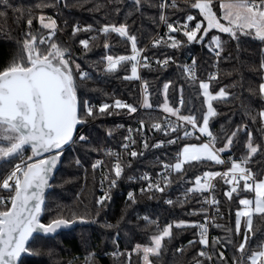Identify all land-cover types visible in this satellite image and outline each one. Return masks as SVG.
<instances>
[{
    "label": "trees",
    "instance_id": "trees-1",
    "mask_svg": "<svg viewBox=\"0 0 264 264\" xmlns=\"http://www.w3.org/2000/svg\"><path fill=\"white\" fill-rule=\"evenodd\" d=\"M219 1L213 2L218 16ZM161 2L162 0H144L137 10L132 0H65L61 4L58 0H8V7L0 5V11L7 12L6 18H0V26L3 28L0 31V70L7 66L16 52L15 41L21 39L23 33L27 31L28 13L31 12L35 17L43 14L54 19L59 26V32L53 39L70 50L75 62L79 63L83 70L93 73V76L78 88L77 96L81 106L85 101L88 104H112L115 100L129 99L136 103L137 94L133 92L131 84L133 79H124L125 76L131 75V63L118 67L115 73L109 74L104 72L106 61L101 62L106 55L113 57L132 55L131 43L113 33L108 41L111 47L105 49L104 37L98 30L105 24L117 26L127 24L129 33L137 38V48L143 50L161 28L160 15L163 13V9L159 7ZM177 3L178 9L167 8L168 22H184L188 14L202 19L198 16V10L188 7L185 0H177ZM43 4L50 6L37 7ZM17 8L22 9L24 13L19 20L16 19L17 14L14 12ZM116 8H119V12ZM79 24L84 28L90 26L92 31H80L73 36V27ZM32 31L45 35L48 32L41 28L38 19H33ZM91 36L99 38L95 42H90L93 43L91 50L85 51L79 41ZM173 36L178 40L186 41L182 33H175ZM213 36H218L222 42L223 51L219 58L208 47ZM163 41H168V37H164ZM146 57L156 61L171 57L174 61L167 67L156 64L144 68L143 77L150 89L151 106H164V85L170 83L167 90V104L176 106L182 95L183 112L197 117L198 121L207 108L203 102L204 97L201 94L202 90L199 89V82H208L215 65L218 66L216 73L218 79L211 81L210 91L215 93L224 88L230 96L227 102L213 101L218 115L210 120L209 128L217 136V148L223 147L225 136L230 135L237 126L247 125V132L252 133L254 146L261 145L264 149V132L261 131V124L259 121L252 122L247 114L248 110L253 115L264 110V99L249 91L250 88L257 89L259 84L264 82V72L258 70L259 65L264 61V42L248 36H241L237 42L226 33L211 30L204 43H186L178 49H173L162 42L157 47L149 46ZM190 57L195 60L197 76L200 78L196 83H192L182 72L184 63ZM107 87H110L112 92H109ZM181 89H183L182 93ZM111 111L113 114L98 115L95 119L89 118L87 123L94 121L96 123L85 129L83 135L87 137V141H78L74 150L64 154L61 168L46 199L43 223L47 224L52 219L62 217L76 219L75 227L52 237L35 236L29 247L31 252L36 254L24 256L23 264H86V258L90 255L93 257L90 264H142L141 256L133 250L137 245H149L150 237L157 233V226L163 229L177 221H198L197 215L192 213L197 205H193L190 201L180 203L184 199L168 204L163 196L144 192L135 198V203H132L125 195V182L114 188L111 200L106 201L103 207L96 203L100 168L93 169L92 165L105 145L120 147L127 134L125 130H117L115 122H109V130H106L107 124L101 119L115 117L119 113L118 109ZM142 118L152 123L161 120L162 115L153 112L151 115H143ZM247 140V133L239 132L230 151L221 155L239 160L247 153ZM199 141L201 140L186 139L174 146L170 161L175 164V155L184 145ZM25 151L31 152L30 149ZM16 159L0 163V179L12 168ZM152 159L151 154L137 157L138 169L132 173L148 171ZM77 160L79 164L76 163ZM247 166L257 179H264V151L258 152ZM185 168L187 171L183 174L174 173L171 183L167 186L171 190L168 193L176 189L188 190L194 186L197 176H202L204 172L220 171L222 166L204 161L199 164L194 163V166L185 165ZM226 189L227 185L223 180H219L217 196L224 214V225L215 232L217 238L222 241L231 235L226 229L235 227V213L242 207L239 205V199L251 195L241 192L239 197L234 194L233 199L229 201L224 195ZM81 217L86 222L81 223L79 220ZM145 217L150 218L152 223H147ZM108 224L113 227H106ZM243 227L244 224L242 230ZM253 227L256 235L252 246L255 248L256 244L264 242V220L254 217ZM198 232L197 228L181 230L173 228L174 238L165 239L166 247L162 250V255L158 259L150 256V260L153 264H196L197 260L209 264V260L197 256L202 245L198 243L189 245V241L199 239ZM233 238L238 242L242 237ZM220 251L224 252L225 261L219 260ZM114 253L123 255L114 256ZM129 253H131L130 262ZM209 254L215 264H232L234 256L239 255L232 245L211 247Z\"/></svg>",
    "mask_w": 264,
    "mask_h": 264
},
{
    "label": "snow or ice",
    "instance_id": "snow-or-ice-1",
    "mask_svg": "<svg viewBox=\"0 0 264 264\" xmlns=\"http://www.w3.org/2000/svg\"><path fill=\"white\" fill-rule=\"evenodd\" d=\"M144 0H132L133 6L139 10ZM185 4L191 9L198 10V19L196 15L188 14L184 22H168V18L163 13L160 20L164 22L168 28V41L159 38L154 41L153 47L160 46L162 42L173 49H178L188 43H204L205 37L212 29H217L221 33H226L231 39L239 42L241 36H248L253 39L264 42V0H221L219 5L221 14L213 10V0H185ZM0 5L8 7V0H0ZM50 5L43 4L37 7L43 8ZM99 7V6H97ZM161 9L172 8L178 9L177 0H162L159 5ZM119 12V8H116ZM17 14L16 19L19 20L23 16L22 9H14ZM7 12L0 11V18H6ZM33 19H38L42 29L48 30L47 34H40L32 31ZM226 21L222 23L221 21ZM194 22V24H193ZM27 31L23 33L21 39L15 41L17 50L13 54L11 60L3 70H0V163L8 162L17 157L21 158V162L15 164L12 170L0 179V193L7 192V195L0 194V264H23L22 256L28 254H36L31 252L29 240L34 233H42L45 235H54L58 230L66 228L76 223V219L55 218L45 224L41 221L45 205V189L49 187V180L52 177L53 170L63 155L65 145L76 143L74 132L77 125L85 124L89 118L95 119L98 115L113 114V109H127L129 114L137 112V108L133 105L126 104L120 100H115L112 104L104 103L98 109L83 102L81 106L78 100L77 91L80 85L90 79L89 74L84 71L79 63L75 62L72 53L67 47L57 43L53 38L57 33V23L50 17L47 18L41 14L35 17L28 13ZM3 28L0 26V31ZM80 31H92L91 27L80 28L74 26L72 30L73 36ZM98 32L104 37L103 47L109 49L108 43L111 35L114 33L119 38L131 43L132 55L113 57L106 55L101 62H105V73H115L118 67H122L131 63V75L125 76L124 79H140L138 75V67H150L148 58L143 57L141 62V50L137 48V38L131 35L127 24H105ZM172 33H182L186 37V41L178 40ZM98 36H91L88 39L79 41L85 51L91 50L93 43L97 41ZM41 45L44 47L42 48ZM209 50L214 52L216 57L221 56L223 51L222 42L218 36L211 37V43L208 45ZM174 62L171 57L163 61H157L161 67H167L169 63ZM261 72H264V61L259 65ZM182 72L192 82L196 83L197 77L195 73V60L191 65L184 66ZM218 79V75H211L208 82H199V89L204 97L206 104V112L202 114L198 121L197 117L192 115H181L179 108H173L167 104V90L170 83L164 85L165 104L164 112L170 116L176 117V122L165 121L164 126L155 123L152 125L158 131H163L165 135L177 133L175 138L169 139L168 144H175L181 139L180 132L184 138L194 136L195 132H199L201 136L208 138L207 142L200 144H186L177 154L176 163L163 167L169 172L183 174L187 170L186 164L194 166L204 161H212L217 165L229 163L230 167L223 172H204L202 176H197L194 180V186L187 190L185 200L187 201L190 194L204 193L215 189L216 185L212 182L215 179L223 180L224 184L230 185L229 189L224 193L229 201L233 199V195L240 196L241 192L253 193V198H240L239 205L235 213V227L228 228L226 232L230 233L223 241L215 238L211 242V247L216 248L232 245L238 256H234L232 264H264V242L252 246V241L256 235L253 227V218L259 217L264 220V179H257L252 170L247 167L252 158L260 151H264L261 145H255L252 133L247 132V125H240L230 135L225 136L223 147L216 148L217 136L209 128L210 120L218 115L214 108L213 101L227 102L230 93L224 89L218 92L210 91L211 81ZM144 101L143 107L151 108L148 102V84H143ZM249 91L254 95H259L264 99V82H261L257 89L250 88ZM183 89H181V93ZM184 100L181 95L179 104L183 106ZM252 122L261 124V131L264 132V110H260L257 114H251L248 110ZM186 125H190L192 131H189ZM144 122H140V129H143ZM138 129L137 131H139ZM131 129L129 132L131 133ZM247 133L248 140L246 142L247 153L241 157L239 161L230 158L229 161L221 159L220 154L230 151L232 145L239 132ZM111 135V132H109ZM130 143L134 144L135 140L131 135L125 137ZM200 139V136H196ZM79 141H87V137L80 135ZM161 141L153 147L163 146ZM129 145H124L128 149ZM147 148V141L144 142ZM26 149H30L31 154L23 158ZM112 156V153H108ZM137 151H131L130 156L136 158ZM79 164V160L76 161ZM101 161H97L92 165L93 169L101 165ZM130 166V164L128 165ZM111 172L114 177L106 176L109 182V192H105L96 203L103 207L107 200L111 199L110 189L115 187L117 181L121 178L124 171V165L118 154H116V162L113 164ZM143 179L148 180L147 191L163 192L171 183L167 175L162 177L155 183L147 175ZM163 183V186H161ZM145 191V189H141ZM128 198L135 203V197L132 193L128 194ZM173 204L172 200L166 201ZM205 204L216 207V215H219V201L213 196L211 200L205 199ZM201 211H204L201 209ZM198 214V213H193ZM145 221L152 223L150 218L145 217ZM242 219L244 227L242 230ZM81 223L86 222L82 217L79 218ZM209 226L222 227L215 223V217H209L205 213V220L200 222L177 221L175 224H168L163 229L157 226V233L150 237V243L147 246L137 245L133 250L141 256L142 264H153L150 256L157 259L162 255V250L166 247L164 241L167 238L171 240L173 236V228L177 230L187 228L199 229L198 240L189 241V245L199 244L203 247L197 253L198 257L211 260L212 256L207 249L209 248ZM112 228L113 225H106ZM242 237L238 242L233 237ZM183 251V249H177ZM114 256L123 255L122 253H114ZM131 253L128 254L130 262ZM92 255L86 258V264H90ZM220 261H225L223 251L218 253ZM196 264H203L202 260H197Z\"/></svg>",
    "mask_w": 264,
    "mask_h": 264
},
{
    "label": "built area",
    "instance_id": "built-area-1",
    "mask_svg": "<svg viewBox=\"0 0 264 264\" xmlns=\"http://www.w3.org/2000/svg\"><path fill=\"white\" fill-rule=\"evenodd\" d=\"M168 2L171 3V0H168ZM213 2H214V0H213ZM166 12H167V8L163 9L164 15H166ZM57 26H58V24H57ZM78 26L80 28H84V26L82 24H79ZM58 32H59V26L57 29V33ZM173 34H175V33H172V36H173ZM164 37H168V28H167L166 24L164 22H162L161 28L158 31V33L156 34V36L150 41V43L146 46L145 49L141 50V55H140L141 62H143V57L146 56L147 48L149 46H153V43L155 40H157L159 38H164ZM193 60L194 59H192L190 57L189 60L186 63H184V66L191 65ZM148 63L150 64V66H153V65L157 64V61L154 59H152V60L148 59ZM144 68L145 67H138V75H139L140 79H133L131 81L132 90L135 94H137V102L133 103L129 99L120 100L126 104H130V105L135 106L138 109L137 112L134 114H129L127 109H118L119 113H117V115L115 117H109V118L101 119V121H103L105 124H107L106 130H109V122H115L116 129L117 130H125L127 133L125 135V137H128L129 135H131L132 139L135 140V143L134 144L130 143L124 137L120 147L115 148L113 145L107 144L101 149L100 154L95 159V163L97 161L102 162L101 165L99 166L100 175H99L98 199L100 197L104 196L105 192H109V182H108V180L105 179V177L106 176L114 177V172H111L110 170H111L113 164L116 162V154H118L120 159H121L122 164L124 165V171L122 173L121 178L117 181V184L115 187L121 186V184L123 182H125L126 183L125 195L127 196V198H128L129 193H132L134 195V197L136 198L140 193L153 192V193H156V194L163 196L166 199V201L172 200L173 202H175V201L181 200V199L185 200L187 190L184 191V190L176 189V190H172V193H168V191L170 192L171 190H169L166 187L163 192L155 191V190L147 191V186H148L149 181L143 179V177L147 175L148 177L151 178V181L153 183H155L158 180H162V177L165 175H167L169 177V179L171 180V178L175 172L174 171L169 172L168 170H166L163 167V165L174 164L170 161V156L172 155V148L176 145L181 144V142L183 140H186V139L201 140L204 142H207V140H208V138L206 136H201V134L198 131L195 132L194 136L184 138L183 134H182V130H181V132L179 133L181 136V139H179L177 141V143H175V144H168L167 141L169 139L175 138L177 136V133H170L169 135H165V133L163 131H158L152 127V125L155 123H159L163 127L164 122L166 120L169 122H176V117L170 116L168 113L164 112L163 107H160V106H154V107L151 106V108H145L142 106L143 101H144V89H143V84L145 82L144 77H143ZM84 71H86L90 77L93 76V73L91 71L86 70V69ZM217 71H218V66L215 65L214 72H212L210 74V76L216 75ZM195 73H196L197 81H200V78L197 76L196 64H195ZM107 88H108L109 92H112L110 87H107ZM148 94H149L148 95V102H149L150 98H151L149 86H148ZM90 105L94 106V108L97 109L102 104L90 103ZM168 106H170V105H168ZM170 107H172V106H170ZM173 108H179L180 114L187 116V114H185L183 112V106H181L179 104V102ZM153 112L160 113L162 115L161 120L149 123L147 120L142 118L143 115H145V114L151 115ZM141 121L144 122L143 129H140V122ZM93 123H96V122L94 121L91 123L80 124L76 130V133L74 135V139H76L78 142L79 141L78 137L80 135H83L85 129L87 127H89L90 125H92ZM186 127L188 128L189 131H192V128L190 125H186ZM129 129L132 130L131 133L129 132ZM138 129H140V130L137 131ZM196 136H200V139H196ZM145 141H147V144H148L147 148L144 147ZM161 141H164L163 146L153 147V145H155ZM77 142L66 145L64 147V150H63V155L69 150H74ZM126 143L129 145L128 149L124 148V145ZM215 147L217 148V142L215 144ZM133 150L137 151L138 153H143V155L151 154L153 156V159L150 162L148 171H145L142 173H132L133 171L138 169L136 158L139 156H142V155H138L136 158H132L130 156V152ZM108 153H112L113 155L109 156ZM30 154H31V152L25 151L23 154V158L26 159V157ZM176 157H177V155H175V159H176ZM230 158H233V157H224L221 155V159L225 160L226 162L229 161ZM233 159H235V158H233ZM235 160H237V159H235ZM237 161H239V160H237ZM20 162H21V158L17 157L12 168L15 166V164L20 163ZM129 164H130V166H128ZM221 166H222V168L219 172L226 171L230 167V164L225 163ZM12 168L5 174V176L12 170ZM219 180L220 179H215L212 181L216 185L214 190L209 191V192L194 193V194L189 195L187 201L192 202L193 205L194 204L197 205L196 208L192 210V213H194V212L198 213V214H196L198 217L197 222L203 223L205 220V213H207L209 217H215V223L216 224H219L222 226L224 225V214H223L222 209H221L220 200L217 196ZM161 186H163V183ZM115 187L110 189L109 194H110L111 198H112L113 190ZM229 187H230V185H227L226 191L229 189ZM141 189H145V191L142 192ZM0 194L7 195L8 193L2 192ZM213 196L215 197L216 200L219 201V205H218L219 213H220L219 215H216V207H214L210 204L203 203V201L205 199L211 200ZM107 201H109V200H107ZM201 209H203L204 211H201ZM218 228H221V227L209 226L208 238H209L210 243H209V248L207 249L209 253L211 252V247H210L211 242L215 238H217V234L215 231ZM209 264H215L213 258L209 261Z\"/></svg>",
    "mask_w": 264,
    "mask_h": 264
},
{
    "label": "water",
    "instance_id": "water-1",
    "mask_svg": "<svg viewBox=\"0 0 264 264\" xmlns=\"http://www.w3.org/2000/svg\"><path fill=\"white\" fill-rule=\"evenodd\" d=\"M58 1H59L60 4L65 2V0H58ZM213 8H214V7H213ZM213 10H214V9H213ZM216 30H217V29H216ZM217 31H218V30H217ZM78 127H79V125H77V128H78ZM77 128H76V130H77ZM76 130H75V132H74V135H75V133H76ZM243 132H244V131H243ZM65 146H66V145H65ZM63 160H64V155L61 156L60 161L58 162L56 168L53 170L52 177H51L50 180H49V187H47V188L45 189V193H44V195H45V203H46L47 196H48L49 192L51 191L52 183H53L54 179L56 178V176H57V174H58V172H59V170H60V168H61V165H62ZM44 206H45V205H44ZM42 216H43V214H42ZM42 216H41V221H42ZM74 227H75V224H72V225L69 226V227L62 228V229L58 230L57 233L54 234V235H45V234H42V233H34V234H33V237L30 238V240H29V245H30L31 241L33 240V238H34L35 236H46V237H52V236H55V235L59 234L60 232H64V231L71 230V229H73ZM24 256H27V255H24ZM24 256H22V258H23Z\"/></svg>",
    "mask_w": 264,
    "mask_h": 264
},
{
    "label": "crops",
    "instance_id": "crops-1",
    "mask_svg": "<svg viewBox=\"0 0 264 264\" xmlns=\"http://www.w3.org/2000/svg\"><path fill=\"white\" fill-rule=\"evenodd\" d=\"M224 2H227V0H224ZM220 3H221V0L219 1V3H218V6L220 5ZM214 7V6H213ZM214 9V11H215V7L213 8ZM220 14H221V11H220ZM218 16V15H217ZM222 23H226V21H221ZM212 30H216V29H212ZM217 31V30H216ZM254 197V194L253 193H251V195L250 196H246V198H253Z\"/></svg>",
    "mask_w": 264,
    "mask_h": 264
},
{
    "label": "rangeland",
    "instance_id": "rangeland-1",
    "mask_svg": "<svg viewBox=\"0 0 264 264\" xmlns=\"http://www.w3.org/2000/svg\"><path fill=\"white\" fill-rule=\"evenodd\" d=\"M47 18H48V17H46V21H47ZM205 38H206V37H205ZM203 142H204V141H199V142L189 143V144H197V145H198V144L203 143ZM184 146H185V145H184ZM184 146H183V147H184ZM183 147H182V148H183ZM182 148H181V149H182ZM220 156H221V154H220ZM176 162H177V161H176ZM176 162H175V163H176ZM211 162H212V161H211ZM193 163H195V162H193ZM186 165H187V164H186ZM184 167H185V166H184ZM244 198H246V197H244ZM242 224H244L243 219H242Z\"/></svg>",
    "mask_w": 264,
    "mask_h": 264
}]
</instances>
